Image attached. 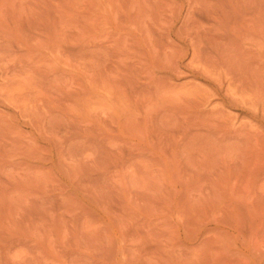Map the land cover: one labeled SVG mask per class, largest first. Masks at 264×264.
<instances>
[{
	"label": "rangeland",
	"instance_id": "1",
	"mask_svg": "<svg viewBox=\"0 0 264 264\" xmlns=\"http://www.w3.org/2000/svg\"><path fill=\"white\" fill-rule=\"evenodd\" d=\"M0 264H264V0H0Z\"/></svg>",
	"mask_w": 264,
	"mask_h": 264
}]
</instances>
